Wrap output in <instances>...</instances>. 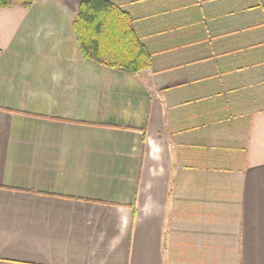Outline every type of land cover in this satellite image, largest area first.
<instances>
[{"label":"crops","instance_id":"0c3cea01","mask_svg":"<svg viewBox=\"0 0 264 264\" xmlns=\"http://www.w3.org/2000/svg\"><path fill=\"white\" fill-rule=\"evenodd\" d=\"M110 1L148 67L0 7V264H264V0Z\"/></svg>","mask_w":264,"mask_h":264},{"label":"trees","instance_id":"16d2710c","mask_svg":"<svg viewBox=\"0 0 264 264\" xmlns=\"http://www.w3.org/2000/svg\"><path fill=\"white\" fill-rule=\"evenodd\" d=\"M32 2L0 0V7H29ZM72 28L87 59L129 72L150 65V55L133 30L130 14L110 0H80Z\"/></svg>","mask_w":264,"mask_h":264}]
</instances>
